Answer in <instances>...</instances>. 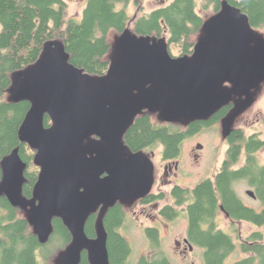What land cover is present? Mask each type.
<instances>
[{
  "label": "water",
  "instance_id": "obj_1",
  "mask_svg": "<svg viewBox=\"0 0 264 264\" xmlns=\"http://www.w3.org/2000/svg\"><path fill=\"white\" fill-rule=\"evenodd\" d=\"M252 30L247 15L225 2L195 47L192 61L173 57L165 40L151 44L150 36H131L122 39L124 54L110 67L115 81L105 75L96 85L97 76L71 64L57 42L47 43L39 60L16 74L13 100L33 103L19 136L37 152L40 174L34 198L39 195V200L34 204L23 196L26 165L19 150L3 162L0 195L14 208L31 210L28 221L40 243L51 235L53 219L63 220L73 242L60 264H79L84 250L92 264H110L107 233L99 221V236L90 239L85 234L87 218L102 205L113 207L124 197L151 194L152 162L142 153H131L123 139L145 109L161 110L169 124L184 112L192 121L207 120L231 104V93L223 89L227 82L234 92L248 94L264 79V43L247 48ZM135 91H140L137 97ZM45 114L53 121L51 128H45ZM91 136L107 144L95 158L79 149ZM247 194L255 197L251 190Z\"/></svg>",
  "mask_w": 264,
  "mask_h": 264
},
{
  "label": "trees",
  "instance_id": "obj_2",
  "mask_svg": "<svg viewBox=\"0 0 264 264\" xmlns=\"http://www.w3.org/2000/svg\"><path fill=\"white\" fill-rule=\"evenodd\" d=\"M146 0H87L81 22L70 16L65 0H0V180L4 160L19 150L25 163L23 196L34 199L40 167L35 164L36 150L20 140V129L33 107L28 100L14 101L11 93L17 73L34 65L41 57L47 43L61 42L70 63L86 73L103 77L111 67V31L119 34L128 30L139 37H168V49L180 50V56L194 53L191 37L202 33L206 21L198 13V0H174L166 7L149 15L132 18L128 6H136ZM206 8L213 7L216 15L223 4L239 7L248 17L251 28L264 29V0H202ZM232 110V104L223 107L207 120H193L184 129L173 128L172 123L160 125L149 113L139 115L124 135L127 149L134 154L163 148V161L177 159L184 141L193 135L224 120ZM45 128L53 121L45 114ZM226 142L228 150L221 169L214 178L199 183L194 188L177 186L172 190L173 207H167L163 215L175 221L185 213L188 221L187 237L193 247L201 248L204 264H225L237 250L234 238L219 227L221 208L232 219L250 223L261 231L254 232L241 242L239 250L244 258L235 264H264V209L256 211L245 206L235 191V184L245 180L255 188L257 199L264 205V165L256 159V153L264 143L257 137L247 138L244 131H231ZM244 155L246 161L235 168ZM164 195L149 194L142 204L161 200ZM182 208V210H178ZM100 210V209H99ZM91 214L85 223V234L92 240L99 236L98 223L107 233V249L110 264H173L161 250L159 230L148 228L152 243L151 257L143 256L131 262V246L122 235L126 212L121 202ZM24 210L14 208L4 195H0V264H52L57 251L65 252L72 244L70 229L60 218L52 221V233L46 243H40L35 227ZM79 264H92L89 252L84 250Z\"/></svg>",
  "mask_w": 264,
  "mask_h": 264
},
{
  "label": "rangeland",
  "instance_id": "obj_3",
  "mask_svg": "<svg viewBox=\"0 0 264 264\" xmlns=\"http://www.w3.org/2000/svg\"><path fill=\"white\" fill-rule=\"evenodd\" d=\"M69 5L70 16L77 22H81L83 18V11L87 5V0H65ZM174 0H146L140 2V5L136 6L131 2L128 6V12L132 18L143 17L149 15L154 10L161 7H166ZM198 13L206 21V26L202 33L191 37V42L197 46L204 41L206 30L211 26L214 19L217 17L213 7L206 8L202 0H198ZM133 24L130 23L127 32L119 34L115 31H111L109 40L111 42V68H113L118 62H120L124 52L121 41L123 38L134 37L140 39L139 36L135 35L132 31ZM253 40L247 48L254 47L258 42L264 43V29L260 31L252 30ZM151 44L161 42L167 39H157L155 37H148ZM61 43V42H57ZM62 44V43H61ZM173 54L175 57L180 56V50L174 49ZM194 54V53H192ZM187 58L192 61L193 55L186 54ZM107 79L115 81L117 77L111 75L109 72L106 75ZM96 85L99 81V77H94ZM18 83V78L14 80V86ZM150 89V88H145ZM223 89L231 93L232 99V110L229 115L221 122L210 126L209 128L203 129L201 132L193 135L186 139L181 148V156L179 157L180 169L176 172V175H172L174 184L166 185L162 181L163 169L166 163L162 160V147H156L148 150V157L155 167V179L154 185H152L151 193H165L173 189L175 184L180 185L183 188H194L199 183L214 178V175L219 172L222 164L226 158L228 150L226 136L228 132L235 128H243L246 135L258 134L261 140L264 141V79L249 91L247 97L245 94L234 92V86L227 82ZM12 93V92H11ZM140 91L133 92L134 97L139 95ZM144 112L149 113L156 123L165 125L166 122L161 117V110L150 112L149 109H145ZM260 120V121H259ZM192 121L187 114L181 113L177 116L176 120L172 123L173 128L184 130L189 123ZM121 142H123L121 138ZM201 146V148H199ZM107 147V144L101 138L91 136L86 139L80 146L79 149H87L91 158H95L98 149ZM200 154L199 162H197L195 156ZM146 156V154H142ZM257 160L260 165H264V146L257 153ZM244 159L242 164H244ZM173 166L174 163H173ZM235 191L238 196L244 201V203L258 211L264 208L263 204L247 195V191L255 190L250 186L248 181L242 180L235 184ZM39 195H36L32 200V203L37 204ZM173 203L168 197V201ZM125 211L127 213V220L125 226L121 229L122 235L127 239L131 246V262L136 263L143 256L151 257L153 247L159 249L173 264H204L203 253L204 251L199 247H194L193 251L187 254H183L180 247L177 245L178 241H183L187 238L188 221L185 213H182L175 221H165L164 223L154 224L157 217V210L153 207L147 209L142 208L140 198L129 196L121 199ZM163 204H159L162 206ZM100 214H103L106 209V205H102L99 208ZM182 210V208H178ZM145 212V213H143ZM31 213L30 209L24 210L21 216L29 218ZM219 227L224 230L227 234L231 235L235 243L237 244V250L232 254L226 261L225 264H235L237 261L244 258V255L240 252L239 247L241 242L245 241L254 232L261 231L258 227L247 223V222H235L233 223L225 214L221 213L218 217ZM157 226L159 229L160 247L153 246L151 241L148 239L147 228ZM100 227V222H99ZM153 246V247H152ZM64 252L57 251L53 259L52 264H60L61 258Z\"/></svg>",
  "mask_w": 264,
  "mask_h": 264
},
{
  "label": "flooded vegetation",
  "instance_id": "obj_4",
  "mask_svg": "<svg viewBox=\"0 0 264 264\" xmlns=\"http://www.w3.org/2000/svg\"><path fill=\"white\" fill-rule=\"evenodd\" d=\"M247 97L249 96L248 94H245ZM249 98H250V96H249ZM260 121V120H259ZM236 129H241V130H243V128H235V129H232V130H230L229 132H228V134L231 132V131H233V130H236ZM244 131V130H243ZM244 133H245V131H244ZM227 134V135H228ZM245 135H246V133H245ZM246 137L247 138H250V137H257L262 143H264V141L263 140H261V138L258 136V134L256 133V134H252V135H246ZM228 146V145H227ZM262 149V148H261ZM260 149V150H261ZM162 150H163V148H162ZM260 150H258V152L260 151ZM148 150H146V151H143V152H141L142 154H146V158L147 159H149V157H148ZM257 152V153H258ZM257 153H256V155H257ZM144 156V155H143ZM181 156V152H180V155H179V157ZM177 158V159H174V160H168V161H165L164 160V162L166 163V165L164 166V169H163V174H162V181H163V183H165L166 185H168V184H174V181H173V179H171V176L173 175H176V172H178V170L180 169V165H178L179 164V159L180 158ZM161 158H162V160H163V152H162V156H161ZM195 158H196V160H197V162H199V158H200V154H198V155H196L195 156ZM256 158H257V156H256ZM244 159V161L243 162H245L246 161V158L244 157V155L241 157V159H240V162H239V164H237L236 166H235V168L238 170L239 168H241L242 167V160ZM151 161V160H150ZM173 163H174V165L175 166H173ZM153 165V164H152ZM155 167H154V165H153V169H152V173H151V184L152 185H154V179L156 178L155 176ZM216 175V174H215ZM214 175V176H215ZM177 186H180V185H178V184H175L174 186H173V189L175 188V187H177ZM252 187V186H251ZM172 189V190H173ZM255 189V188H254ZM172 190L169 192V194H165V193H163V192H161V193H158V194H154V195H157V196H160V195H164L163 196V198L161 199V200H156V201H154V202H152V203H150V204H145V203H143L142 204V208L143 209H147V208H149V207H153L154 208V210H157V217H153V219H156V221H154V224H160L159 223V221H161V223H164L165 221H172V220H168L164 215H163V211H164V209H166L167 207H173L174 206V201H173V199H172ZM251 191H253L254 192V194H255V197H252V196H250L251 198H253V199H257L258 197H257V194H256V190H251ZM248 192V191H247ZM151 194H153V193H151ZM248 195V194H247ZM249 196V195H248ZM168 197L170 198V200L173 202L172 204L170 203V202H167L168 201ZM242 200V199H241ZM258 200V199H257ZM243 201V200H242ZM140 203H142L141 202V199H140ZM243 203H244V201H243ZM159 204H163L162 206H159ZM245 204V203H244ZM245 206H247L246 204H245ZM264 206V205H263ZM248 207V206H247ZM250 208V207H249ZM107 209V208H106ZM105 209V210H106ZM125 209V208H124ZM264 208H262V210H263ZM254 210H256V209H254ZM222 211V210H221ZM256 211H258V210H256ZM261 211V210H260ZM126 212V211H125ZM143 213H145V212H143ZM221 213H223V214H225L224 212H221ZM126 216H127V213H126ZM225 216H226V214H225ZM227 217V216H226ZM227 218H229L233 223H235V222H244V221H238V220H234V219H232L230 216L229 217H227ZM126 220H127V217H126ZM125 223H126V221H125ZM148 228H156L157 230H159L158 228H157V226H152V227H148ZM147 228V229H148ZM188 241V242H187ZM177 245L180 247V249L182 250V253L183 254H187V253H190V252H192L193 251V249H191V246H192V244L190 243V241H189V239H188V237L187 238H185V239H183V241H178L177 242ZM193 247V246H192ZM194 248V247H193Z\"/></svg>",
  "mask_w": 264,
  "mask_h": 264
}]
</instances>
